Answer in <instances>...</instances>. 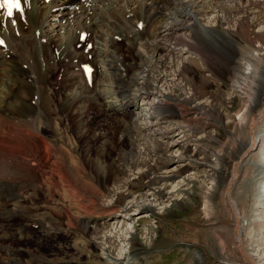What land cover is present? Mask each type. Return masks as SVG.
<instances>
[{"label":"bare ground","instance_id":"1","mask_svg":"<svg viewBox=\"0 0 264 264\" xmlns=\"http://www.w3.org/2000/svg\"><path fill=\"white\" fill-rule=\"evenodd\" d=\"M22 9V16L14 14L15 25L0 14V264H45L37 254L42 239L54 236L74 238L70 250L97 248L103 241L100 258L107 264H139L140 257L131 263L110 257L116 234L105 236L98 221H84L101 216L108 224L166 207L162 203L178 200L176 194L160 197L152 188L186 172L202 180L206 212L210 193L225 189L229 238L244 264H264V251L247 243L263 227L258 218L264 208V0H22ZM70 11L77 21L63 16ZM207 14L214 17L203 23ZM217 80L229 83L240 101L228 124L240 147L234 159L202 148L192 136H207L205 127H217L223 118L217 102L224 107L227 101L208 90ZM53 97L74 116L71 125L60 129L47 118ZM84 115L104 118L101 127L116 130L92 135ZM176 133L183 135L180 141ZM173 147L176 153L167 155ZM151 152L153 166L140 158ZM137 165L146 169L135 173ZM173 165L169 176L142 182ZM190 175L176 193L190 196L184 187ZM133 187L146 192L122 193ZM108 197L112 203L102 204ZM32 243L38 248L30 249ZM223 249L219 243L220 257Z\"/></svg>","mask_w":264,"mask_h":264},{"label":"rangeland","instance_id":"2","mask_svg":"<svg viewBox=\"0 0 264 264\" xmlns=\"http://www.w3.org/2000/svg\"><path fill=\"white\" fill-rule=\"evenodd\" d=\"M162 7V6H160ZM163 8V7H162ZM54 11L52 14H54ZM63 16H67L70 21H77V16L74 12H63ZM77 13V12H76ZM57 14V13H56ZM79 14V13H78ZM80 15V14H79ZM213 14H207L205 16L200 17L202 22H211L213 19ZM219 17V14L216 15ZM53 17H48V22L50 28L53 27L54 21ZM185 19V18H184ZM53 23V24H52ZM15 25V23L13 24ZM255 32L260 33L262 30L261 27L255 28ZM107 32V33H106ZM109 30L105 31V35L109 37ZM105 39L108 38L105 36ZM118 39V38H116ZM89 48V46H88ZM181 49V48H180ZM141 51V50H140ZM145 50H142L143 53ZM86 61H91L90 56L86 58ZM120 69V68H119ZM123 71V69H120ZM193 78L199 79L200 75H192ZM214 84V85H213ZM229 84V83H228ZM223 84L222 81H215L212 83V86L209 87V91L211 92H218L220 98L226 102V106H222L221 102H217V107L219 108L221 114H223V118L221 122H217V127L206 128L205 132H208V135L205 136L203 132L201 133H192L193 138L198 139L200 142L201 147L203 148H210L216 152H222L223 157L228 158L233 156V159L240 153V147L235 146V142H232L233 139L236 137V132L234 129H231L228 125L230 121H232L236 116V111L239 107L240 101L237 100L235 94L230 90V84ZM156 86L162 91H166V86L163 83H158ZM229 86V87H227ZM51 99V98H50ZM208 102L211 101L210 97L208 96ZM205 100V98L203 99ZM54 97L51 99L53 104V108L51 111H48L47 118L51 121V123L59 124V128L61 129L63 126H67L68 124L71 125L70 121L74 119V116L69 113L65 108H61L60 104L54 103ZM197 103H192L191 106L196 105ZM76 108L74 110L75 115L81 112ZM212 112V111H211ZM211 112H208L211 114ZM134 113H140L139 111H135ZM143 113V112H142ZM141 113V115H142ZM195 114V116H194ZM201 113L190 112L191 117L198 118ZM86 115L82 116L84 118L85 123L89 124L92 128V135H95L104 129L101 127L104 125V118L97 116L96 118L85 117ZM200 117H202L200 115ZM107 121V118L106 120ZM105 126L111 130L106 131L104 133L108 134V132H112L116 130L113 126L109 127L110 125L105 124ZM111 128V129H110ZM264 128V126L262 127ZM99 131V132H98ZM95 134H94V133ZM70 133H74L73 127L70 129ZM111 134V133H110ZM119 134H115L116 136ZM111 136V135H110ZM212 138H211V137ZM183 135L176 133L175 138L177 141L182 139ZM208 138V140L206 139ZM211 138V139H209ZM214 139H218V142H214ZM86 139L82 140V144ZM235 140V139H234ZM72 144V142H71ZM81 144V145H82ZM234 144V145H233ZM80 145V146H81ZM92 145V144H91ZM89 146L91 150L93 147ZM234 148H233V146ZM73 146V144H72ZM121 146V145H120ZM177 147H173L171 152L167 153L169 156H173L176 153ZM195 146H193V149ZM230 149H233V152H230ZM242 149V148H241ZM139 152V148L137 149ZM154 152H151L149 156L145 154L140 155V158H145V161L150 165H155L154 157L152 156ZM115 156V152L111 153V157ZM203 156L200 155L197 158H202ZM214 158H210L209 160H213ZM176 166V165H175ZM222 166H225L223 164ZM263 166V164L261 165ZM170 166L168 169L159 170L154 174L148 176V178H144L142 182H147L151 176H162L167 177L174 171L175 168ZM264 167V166H263ZM227 168V166H225ZM146 169V166L137 165L134 167V172L137 173L139 170ZM133 170V169H132ZM201 170V169H200ZM256 172V171H255ZM254 172V173H255ZM192 176H191V175ZM192 179L191 183L188 186H184L185 188H189L188 191L190 192V196L184 195L181 191L175 192L178 189V183L183 181L185 178ZM256 175V173H255ZM137 176V175H136ZM128 177V176H127ZM127 177L125 179H127ZM132 183H135L134 175L129 178ZM133 179V180H132ZM202 183L201 179H197L192 172H186L180 174L178 177L174 178L172 181H168L164 185L159 183V185L154 186L152 189L153 191H157V189L161 192L160 197L165 196V192L170 193L166 196L171 197L175 195L178 200L162 203L165 204L166 207L155 206L152 213H147L145 215H136L132 212L133 216H127L121 219H116L117 221L111 222L108 224H103L104 220L100 217L92 216L90 217V221L87 219L84 222H87L91 226H93V222L98 224H102L101 227L102 234L105 236H110L112 234H116L113 237V240H117L116 245L114 244V249L111 250L110 257L112 258H119L122 260L125 258L130 263L133 261L134 258H141L139 264H244V260L241 256L239 249H235V244L232 239L229 238L228 232L232 229V222L229 216V213L226 209L225 204V189L220 188V192L217 191V194L210 193V205L211 207L208 212H206L205 205H204V195L201 189L199 188L200 184ZM177 185V186H176ZM155 189V190H154ZM182 189V188H181ZM146 192V191H145ZM143 190L140 188H131L129 191H126V188L122 190V193L125 195L130 193L131 197H136L137 195L144 194ZM174 192V193H172ZM219 192V193H218ZM151 192L148 191L147 194ZM254 193V192H253ZM55 199L57 200V195H55ZM154 196L150 197L153 198ZM174 197V198H175ZM157 198V197H156ZM262 198V197H261ZM260 198V199H261ZM263 199V198H262ZM261 199V200H262ZM113 200V199H112ZM111 198H105L101 200L102 204L112 203ZM132 200V199H130ZM130 200H126L130 202ZM173 200V199H172ZM50 206H53V201H49ZM126 202V203H127ZM51 206V208H52ZM45 209H41L40 213H44ZM248 212V211H247ZM246 212V213H247ZM259 215H261L258 220L259 222L263 223L262 230L260 229L259 236L256 235L255 239L252 236L251 238H247V243L251 247L256 245L255 248L261 249L264 251V240L261 239L264 237V208L262 207L259 210ZM263 217V218H262ZM261 218V219H260ZM109 221V220H105ZM100 226V225H99ZM122 227V229H121ZM251 229V228H250ZM99 230V231H100ZM117 232V233H116ZM119 232V233H118ZM118 235V236H117ZM54 239L50 238H43V246L39 248L37 256H43V260L46 263L55 264L57 262H66L67 264H107L106 260L100 258L101 251L100 248H104L103 241L98 243V247L94 248L92 245L89 247H82V248H75L69 249L71 244L75 241L74 238H61L59 236H54ZM68 239V240H67ZM251 239V242H249ZM249 240V241H248ZM253 240V241H252ZM37 242V241H36ZM223 244L225 249V255L220 257L218 253L217 246L218 244ZM250 243V244H249ZM253 243V244H252ZM32 246V247H30ZM30 249H37L38 245L32 243L30 245ZM199 257V260H195ZM71 259V260H70ZM137 261V260H136ZM43 262V263H44ZM55 262V263H54Z\"/></svg>","mask_w":264,"mask_h":264},{"label":"snow or ice","instance_id":"3","mask_svg":"<svg viewBox=\"0 0 264 264\" xmlns=\"http://www.w3.org/2000/svg\"><path fill=\"white\" fill-rule=\"evenodd\" d=\"M23 2H26V0H23ZM0 14L7 17L14 24V14L23 15L22 0H0ZM81 39H83V37H81ZM2 43L3 42L0 41V46H2Z\"/></svg>","mask_w":264,"mask_h":264}]
</instances>
